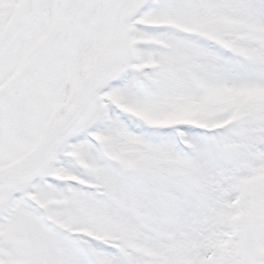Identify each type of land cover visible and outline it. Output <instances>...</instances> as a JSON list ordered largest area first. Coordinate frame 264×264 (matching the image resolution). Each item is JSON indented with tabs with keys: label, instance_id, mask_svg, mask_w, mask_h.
<instances>
[{
	"label": "snow or ice",
	"instance_id": "obj_1",
	"mask_svg": "<svg viewBox=\"0 0 264 264\" xmlns=\"http://www.w3.org/2000/svg\"><path fill=\"white\" fill-rule=\"evenodd\" d=\"M0 264H264V0H0Z\"/></svg>",
	"mask_w": 264,
	"mask_h": 264
}]
</instances>
